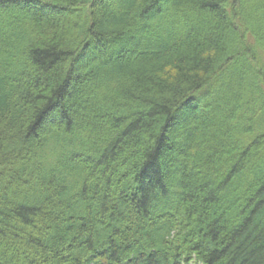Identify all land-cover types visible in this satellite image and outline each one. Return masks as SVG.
Returning <instances> with one entry per match:
<instances>
[{
    "label": "trees",
    "instance_id": "1",
    "mask_svg": "<svg viewBox=\"0 0 264 264\" xmlns=\"http://www.w3.org/2000/svg\"><path fill=\"white\" fill-rule=\"evenodd\" d=\"M191 261L264 264V0H0V264Z\"/></svg>",
    "mask_w": 264,
    "mask_h": 264
},
{
    "label": "rangeland",
    "instance_id": "2",
    "mask_svg": "<svg viewBox=\"0 0 264 264\" xmlns=\"http://www.w3.org/2000/svg\"><path fill=\"white\" fill-rule=\"evenodd\" d=\"M83 112H85V109L82 107Z\"/></svg>",
    "mask_w": 264,
    "mask_h": 264
}]
</instances>
